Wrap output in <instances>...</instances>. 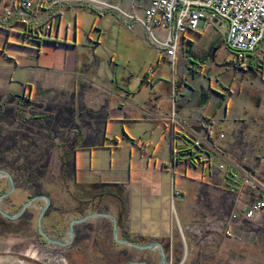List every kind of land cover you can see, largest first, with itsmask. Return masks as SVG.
<instances>
[{"label": "crops", "instance_id": "obj_1", "mask_svg": "<svg viewBox=\"0 0 264 264\" xmlns=\"http://www.w3.org/2000/svg\"><path fill=\"white\" fill-rule=\"evenodd\" d=\"M5 1L0 0V10ZM116 4L128 13L123 4ZM99 8L81 5L52 9L48 17H41L44 23L39 41H25L22 24L12 23L8 31L0 28V97H18L25 89L42 97L67 96L72 99L75 118L85 114L94 121L90 127L85 124L81 128L74 152L66 155L72 161L66 176L69 173V182L78 194L105 197L98 210L115 219L119 240L140 246L158 243L170 261L175 258L180 264H191L194 259L197 264H264V210L250 221L240 219L239 214L244 204L255 200L254 193L243 189L228 194L230 168L227 173L209 172L206 167L190 164L187 150L192 137L173 134L166 121L174 111L197 133L232 156H239L236 147L247 143L243 141L245 131L248 143L264 156V42L255 52V61L246 59L249 70L233 76L229 106L224 105L222 114L227 97L215 87L218 82L213 85L208 80L213 73L208 63L217 52L216 42L224 45V23L221 28L200 21L199 32L186 33L183 37L187 42H181L176 51L174 70L170 65L172 76L162 79L158 63L164 61L157 59L145 31L138 25L130 30L128 20ZM132 13L142 17L139 11ZM78 15L92 18L87 34L77 27ZM105 23L109 24L107 28ZM166 34L153 31L161 41ZM203 44L207 48L199 47ZM97 49L111 56L99 58L94 55ZM120 49L124 55L139 56L140 61L134 66L128 62L118 73L114 56ZM234 84L236 93L231 88ZM220 134L226 136L224 141L218 138ZM235 137L237 143H232ZM173 147L182 152L179 158H172ZM79 154L87 161L81 168ZM213 156L220 161L219 156ZM252 171L264 176V165L252 166ZM7 189L8 185L2 194ZM176 192L180 197H175ZM20 193L16 188L8 202L10 207L21 204ZM199 198L205 199L211 209L201 205ZM259 198L264 201V195ZM92 208L86 205L85 211ZM232 213L237 218L224 228L229 236L215 234V243L210 246L199 243L197 230L202 232L201 237L207 235L205 219L214 231L220 228L222 217ZM91 222L93 227L100 220ZM106 227L111 228L110 234ZM5 231L0 227V236L7 234ZM94 234L86 240L97 242ZM109 237L113 240L112 221L105 218V244ZM114 244L118 243H111L113 248ZM119 245L109 250L115 264H128L126 257L134 263H158L156 251Z\"/></svg>", "mask_w": 264, "mask_h": 264}, {"label": "rangeland", "instance_id": "obj_2", "mask_svg": "<svg viewBox=\"0 0 264 264\" xmlns=\"http://www.w3.org/2000/svg\"><path fill=\"white\" fill-rule=\"evenodd\" d=\"M95 2L99 1L95 0ZM105 2L113 6H117L116 2L123 4V7L129 10L128 13L132 12L129 0H116L115 4H113L112 0H106ZM123 12L127 13L125 11ZM77 20V27L80 28V30H83L86 34L90 32L93 22L90 16L78 15ZM71 21H73L72 18ZM72 24L73 23H71V28ZM108 25L109 24L105 23V28H107ZM216 33L218 36L221 35L219 30H217ZM218 36L216 35L215 38L218 39ZM194 41L193 39L192 42ZM201 46L207 48L205 44L199 45V47ZM216 48L217 52L214 58L208 63L209 68L213 71L212 74L208 75V80H210L213 85L218 82L217 85L215 84V87L222 92L220 93L222 96L227 97L223 101V114L224 105H228L227 99L231 93L229 86L235 79L233 76L245 74L249 70V66L248 70L243 73L234 70L231 64L233 62L232 53H230L220 41L216 42ZM107 54L108 55L100 49L94 52V55L99 58L111 56L109 52ZM114 59L117 60L115 64L118 65V73L126 68L128 62L131 66H134L140 61L139 56L124 55L122 50L119 54L117 53L114 56ZM157 59L161 60L159 58ZM158 65L160 66L158 74L162 79L172 76L171 67L165 61H160ZM231 88H233V92H237L235 84ZM26 99L23 108L17 109V107L12 106L15 100L14 97H0V170H4L12 176L16 188L23 194L21 197H23L24 202L22 200L23 203L21 202V204H24L29 201L30 198L38 195L46 196L49 199V207L41 222L42 231L47 237L54 241L64 240L67 238L68 225L71 221L94 213L105 214V211L98 210L101 204L105 202V197L89 198L85 193L78 194L73 182H69V180H71L69 173L66 176V171H61L64 153L67 152L71 144H76L80 136L81 128H83L85 124H88L90 127V125L94 124V121L85 114L75 118L76 115L71 108L73 105L72 99L67 96L63 97V95L51 94L48 97H42L38 96L36 92H33L31 95H27ZM232 104L234 105V103ZM232 104L230 106L234 108L235 105L233 106ZM58 114L63 115V117L66 115L68 116L70 121L66 123L68 124L66 127L60 124L58 125L57 122H55L57 121ZM118 131H120V128H118ZM247 136L248 134L244 131L243 141L248 143L246 140V138H248ZM225 139L226 136L224 135L222 140L224 141ZM247 143L244 142L243 145H251ZM240 145L236 147V149L239 150V155L242 154ZM145 147L146 146H144L143 149ZM25 159L34 162V165H37L36 167L41 168L35 174V176L39 177L37 180L32 176V173H25L24 168H21V166L25 165ZM69 163L71 164V162ZM82 164L83 166L87 165V161L85 157H81V154H79V168H81ZM211 166V171H214L215 167L213 165ZM7 185V181L3 177L0 182V195L6 190ZM37 186H40V191L42 190V192L36 195L35 191H37ZM176 193L175 197H177ZM228 194L232 195L230 193ZM12 195H14V193L2 201L3 206L1 204V209L5 212L8 211L15 214L19 210V205L21 204L13 208L10 207L8 202L9 199L13 197ZM198 201L208 210L211 209L209 203L206 202L205 199L199 198ZM44 205L45 203L43 201L32 202L24 213L28 223L14 226L12 233L10 231H5L7 234H1L0 241H3L0 243V264H115V258H113L112 255L110 256L111 253H109V250L115 249V246L120 247V245L114 244L115 246L113 248L111 243L114 241L110 239V237L107 244H105L104 218H99V224H95L93 227L91 226V221L97 222V219L76 225L74 227V234L76 235L77 233L78 238L75 239L74 235L73 242L70 245L53 248L45 242L37 231L38 215ZM86 205H92L93 208L95 205L97 206L86 212ZM239 214L240 219H243L241 212ZM230 215L228 214L222 217L220 221L221 232H223L226 225L232 221ZM205 220L204 231L207 235L204 236V238L206 239L209 235H212L213 232L206 230V228L209 227V221H207V219ZM108 230L111 231V228L108 229V227H106V233L110 234ZM93 233H95L94 237L97 238H95L97 242H94L97 244L96 246H94L93 241L89 239L86 240V238L92 237ZM197 234H202V232L199 230L196 232V238L200 239L197 237ZM222 235L229 236L230 234L226 235L222 233ZM202 239L203 236L201 237V240ZM214 243L215 240L211 243L202 245L210 246ZM96 249L101 252L99 254L95 253L94 250ZM113 253L114 252H112V254ZM164 253L168 263L170 257L167 256L168 254H166L165 251ZM100 254L102 255L97 257V255ZM174 260L175 258L170 261V264H180V260L177 263H175ZM194 260L195 261L191 264H197L196 259ZM157 262H159L158 253Z\"/></svg>", "mask_w": 264, "mask_h": 264}, {"label": "built area", "instance_id": "obj_3", "mask_svg": "<svg viewBox=\"0 0 264 264\" xmlns=\"http://www.w3.org/2000/svg\"><path fill=\"white\" fill-rule=\"evenodd\" d=\"M129 2L131 11H139L141 18L132 12L124 13L118 6L93 0H6L4 7L0 10V28H8L12 23H19L25 28L22 34L25 41H39L43 35L41 28L44 20L41 17H48L52 9L93 4V6H100L99 10L105 8L114 11L120 19L128 20L127 27L130 30L132 25L140 26L150 38L157 57L174 69L176 51L181 42L184 44L187 42L183 37L186 33L199 32L200 21H203L205 26L216 23L221 28H223L221 23H224L226 25L224 46L233 55L231 64L234 70L242 73L248 70L249 65L246 59L251 57L255 61V52L264 42V0H129ZM95 8L98 9L96 6ZM46 30L48 31V28ZM153 31H166L165 39L157 40L153 36ZM48 34L50 36V33ZM27 95H31V91L25 89L20 96L14 97L12 106L17 109L23 108ZM166 121L171 125L173 134L185 133L192 137L187 150L190 153V164L206 167L209 172L211 165L215 167V171L222 173H227L230 168L227 179L228 193L233 194L236 190L241 193L243 189L254 193L255 200L244 204L241 211L244 220L250 221L263 212L264 201L259 197L264 195V176L254 173L252 166L264 165V156L257 154L255 145L244 146L240 143L242 154L232 156L223 153L206 136L197 133L174 111ZM219 138L222 140L224 135L220 134ZM235 139L236 137L233 138L232 143H237ZM181 153L173 147L172 158H179ZM215 154L219 156L220 161L215 160L213 156ZM176 196L180 197L178 193ZM230 216L232 220L237 218L235 213ZM206 230L212 231L213 234L202 240L200 234H197L200 244L213 242L215 234L229 235L227 232H221L220 228L213 231L207 227Z\"/></svg>", "mask_w": 264, "mask_h": 264}, {"label": "water", "instance_id": "obj_4", "mask_svg": "<svg viewBox=\"0 0 264 264\" xmlns=\"http://www.w3.org/2000/svg\"><path fill=\"white\" fill-rule=\"evenodd\" d=\"M3 177L8 182V189H7V191L4 194L0 195V206H1L2 200L7 198L8 196H10L15 191V184H14V180H13L12 176L9 173H7L6 171L0 170V178H3ZM39 200H43L45 202V205L41 208V212L38 215L37 231H38L40 236L45 240V242L49 246H51L53 248L66 247V246L70 245L73 242L74 235H75L74 234V227L76 225L85 223V222L93 220V219H98V218H104L105 219V218H107V219H110L112 221V237H113V240L116 243L122 244V245H126L128 247H131V248H133L135 250H139V251H156L159 254V257H160L159 264H165L166 256H165L163 247L160 244H158V243H150L149 245L140 246V245H136V244L130 243L128 241L119 240L117 238V228H116L115 219L112 216L108 215V214L94 213V214H91V215L84 216V217H82L80 219L71 221L69 223V225H68L67 238L64 239V240H59V241H54V240L50 239L42 231L41 222H42V219H43V217H44V215H45V213H46V211H47V209L49 207V199L46 196H39V197L32 198L30 201L25 203L21 207L19 212L16 213L15 215H8V214L4 213L1 210V207H0V215H1V217H3L4 219H7L9 221L17 220L25 212V210L31 204V202L39 201ZM133 264H140V263H133ZM141 264H144V263H141Z\"/></svg>", "mask_w": 264, "mask_h": 264}, {"label": "trees", "instance_id": "obj_5", "mask_svg": "<svg viewBox=\"0 0 264 264\" xmlns=\"http://www.w3.org/2000/svg\"><path fill=\"white\" fill-rule=\"evenodd\" d=\"M1 29H4V30H6V31H8V28H1ZM65 116V115H64ZM68 121H70L69 119H68V116L66 115L65 117H63V115H60V114H58V118H57V121H55V122H57V124L59 125H63L64 127H66L68 124H66ZM17 137V136H16ZM75 143L74 144H71L70 145V147L68 148V150H67V152L66 153H64V156L62 157V161H63V163H62V170L63 171H66V173L67 172H69L70 171V169H72V167H71V165H72V161H70V160H65V159H67V158H65V157H67L66 155H69V154H71V153H73L74 152V150H75ZM69 162H71V164L69 163ZM25 165H23V166H21V168L23 169L24 168V171H25V173L27 172H29V173H32V176H34L35 177V179L37 180V178H39V177H37V176H35V174L41 169L40 167H36L35 165H34V162H31V161H29V160H27V159H25V163H24ZM35 179H34V181H35Z\"/></svg>", "mask_w": 264, "mask_h": 264}, {"label": "flooded vegetation", "instance_id": "obj_6", "mask_svg": "<svg viewBox=\"0 0 264 264\" xmlns=\"http://www.w3.org/2000/svg\"><path fill=\"white\" fill-rule=\"evenodd\" d=\"M7 181V180H6ZM8 183V182H7ZM15 190H16V186H15ZM40 193V186H37V191H35V194L37 195V194H39ZM40 195H38V196H35V197H39ZM9 197V196H8ZM7 197V198H8ZM35 197H33V198H35ZM7 198H5V199H7ZM5 199H3V200H5ZM32 198H30V200H31ZM2 200V201H3ZM29 200V201H30ZM39 201H43V200H39ZM39 201H34V202H39ZM28 202V201H27ZM27 202H25V203H27ZM44 202V201H43ZM24 203V204H25ZM32 203V202H31ZM45 203V202H44ZM1 204H2V202H1ZM23 204V205H24ZM22 205V206H23ZM31 205V204H30ZM29 205V206H30ZM21 206V207H22ZM28 206V207H29ZM1 207V206H0ZM27 207V208H28ZM21 209V208H20ZM2 210V209H1ZM3 211V210H2ZM26 211V210H25ZM4 213H6V214H8V215H15V214H12V213H10V212H5V211H3ZM19 212V210L17 211V213ZM25 213V212H24ZM24 213L21 215V217L20 218H18L17 220H14V221H9V220H7V219H4L3 217H1V215H0V227H2L3 228V230H7V231H13L14 230V226H16V225H19V224H22V223H26L27 224V220L25 219V216H24ZM46 214V213H45ZM7 221H9L8 222V224H6V222ZM11 223H17V224H11ZM19 223V224H18ZM26 224H24V225H26ZM159 255V254H158ZM166 256V255H165ZM159 260H160V257H159ZM124 261H127V263L128 264H133L134 262H131L130 260H129V258L127 259V257H126V260H124ZM141 263H144V264H148V263H146V261H142ZM167 263V257H166V261H165V264ZM158 264H159V262H158Z\"/></svg>", "mask_w": 264, "mask_h": 264}]
</instances>
